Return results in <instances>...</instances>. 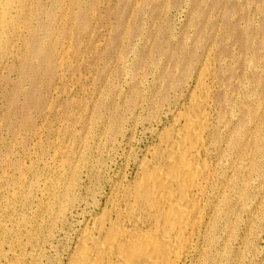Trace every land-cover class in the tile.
<instances>
[{
	"label": "rangeland",
	"instance_id": "374dc122",
	"mask_svg": "<svg viewBox=\"0 0 264 264\" xmlns=\"http://www.w3.org/2000/svg\"><path fill=\"white\" fill-rule=\"evenodd\" d=\"M0 1V264L66 261L197 91L217 173L185 264H264V0Z\"/></svg>",
	"mask_w": 264,
	"mask_h": 264
},
{
	"label": "bare ground",
	"instance_id": "6f19581e",
	"mask_svg": "<svg viewBox=\"0 0 264 264\" xmlns=\"http://www.w3.org/2000/svg\"><path fill=\"white\" fill-rule=\"evenodd\" d=\"M2 24L3 17L0 27ZM204 70L203 74L207 71ZM203 76H199L196 85L204 84ZM196 93L183 110L180 109L174 122L160 129L151 157L139 160L136 178L126 185L118 184L120 187L116 186L114 194L111 192L107 205L79 231L62 264H185L196 234H201L206 197L216 172L209 146L215 137L208 112L211 96Z\"/></svg>",
	"mask_w": 264,
	"mask_h": 264
}]
</instances>
